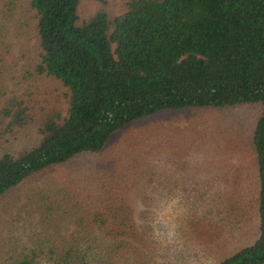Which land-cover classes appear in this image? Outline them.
Segmentation results:
<instances>
[{
  "label": "trees",
  "instance_id": "1",
  "mask_svg": "<svg viewBox=\"0 0 264 264\" xmlns=\"http://www.w3.org/2000/svg\"><path fill=\"white\" fill-rule=\"evenodd\" d=\"M79 3L28 1L37 52L22 77L54 79L65 107L41 105L35 84L2 93L0 143L18 130L35 129L38 137L0 153V198L54 164L104 149L112 134L160 110L259 104L248 198L257 234L215 257L245 205L243 188L214 193L206 183L172 187L168 177H152L139 203L134 186L118 188L105 174L96 193L50 191L47 210L73 216V232L40 238L5 264H264V0H127L118 14L99 7L85 18ZM172 189L184 197L166 212L171 199L161 197Z\"/></svg>",
  "mask_w": 264,
  "mask_h": 264
},
{
  "label": "rangeland",
  "instance_id": "2",
  "mask_svg": "<svg viewBox=\"0 0 264 264\" xmlns=\"http://www.w3.org/2000/svg\"><path fill=\"white\" fill-rule=\"evenodd\" d=\"M28 1L0 0V105L2 93L11 94L18 86L26 87L30 83L39 85L41 105L64 109L63 88L54 79L22 77L37 52V41L27 17ZM126 2L80 0L78 12L85 18L103 7L114 15L123 11ZM259 110V104L163 109L112 134L104 149L79 153L29 177L0 198V264H5L10 255L33 246L40 238L56 236V232L65 236L71 234L73 216L53 208L48 211L45 196L50 191L55 193L59 187L67 188L62 194L69 190L75 192V198L87 190L96 193L105 174L110 175L109 180L118 188L126 183L134 186L130 187L136 195L132 198L139 203L152 177L155 182L166 176L169 183L174 184L172 187L206 183L214 193L243 188L245 195L240 199L245 209L242 207L238 211L235 217L238 222L233 225L232 234L218 241L215 257L251 243L256 237L258 222L255 209L248 202L253 196L255 181L249 140ZM37 137L35 129L18 130L0 143V153L5 150L15 152L33 143ZM110 169L120 172L118 181L114 177L117 171L110 173ZM172 190V194L161 197L171 199L166 202V212L176 207L175 201L180 196L184 197L178 190ZM61 198L64 200L65 196ZM153 198L159 197L153 195ZM226 200L227 205L234 204V201ZM232 211L226 209L227 214ZM56 215L62 219L56 222Z\"/></svg>",
  "mask_w": 264,
  "mask_h": 264
}]
</instances>
